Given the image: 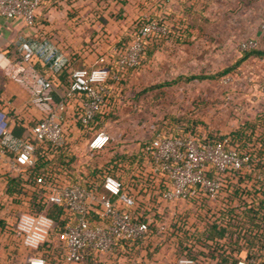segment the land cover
Returning <instances> with one entry per match:
<instances>
[{"label":"built area","instance_id":"built-area-1","mask_svg":"<svg viewBox=\"0 0 264 264\" xmlns=\"http://www.w3.org/2000/svg\"><path fill=\"white\" fill-rule=\"evenodd\" d=\"M157 1V0H153ZM167 2L169 0H158ZM42 0H0V17L18 18L31 27L37 7ZM264 31V20L259 23ZM168 28L159 19L150 18L139 29L131 33L129 41L115 53L113 65L115 72L110 75L107 66L72 67L66 53L46 37L18 35L15 40L16 54L7 56L0 51V72L13 83L23 87L29 94L30 104L40 116L26 127L23 136L11 133L6 112L0 109V164L5 162L8 173L26 178V171L35 164L37 148L55 151L63 150L68 142L64 134L63 110L66 100L79 98L80 105L76 122L88 127L100 112L110 93L112 83L120 81L129 67L136 66L144 56L146 42L154 36L168 34ZM255 37L238 41L239 50L258 48ZM38 62L44 71L34 66ZM66 71L67 85L62 88L59 99L53 93V77ZM111 78L112 82H108ZM227 132L217 131L215 137L204 139L194 133L170 135L154 130L150 139L147 163L153 173L165 179V189L159 194L162 201L175 203L171 215L179 217L175 209L177 203L184 201L189 206L206 200L201 208L202 217L208 218L206 211L221 195L225 198L216 207L232 206L227 199L233 195L230 183H238L244 188V180L264 182V163L259 165L258 158L247 150H239ZM110 141L109 134L103 129H95L87 137L85 147L88 151L100 152ZM48 172L36 174L33 187L42 191L45 204H57L61 215L66 218L62 228L55 235L54 244L49 252L61 248L64 263H79L91 259L95 254L106 255L121 241L135 242L146 237L152 213L145 212L137 201L123 189L120 178L102 171L82 185L70 182L59 170L48 168ZM242 171L239 178L235 172ZM230 175V180L226 176ZM231 173V174H230ZM237 194L232 196L236 204ZM222 199V198H221ZM179 206V207H180ZM140 209V211L138 210ZM144 209V210H143ZM142 217L144 219L142 220ZM53 219L44 210L37 212L28 208L20 210L14 219L13 228L20 238L21 245L28 251L24 264H48L40 247L47 243L53 227ZM158 233L162 226L156 224ZM202 264L207 260L202 259ZM125 264H140L131 257ZM145 264H196L186 255H176L173 262L150 259ZM236 264H264V250L259 255L245 256L241 251Z\"/></svg>","mask_w":264,"mask_h":264},{"label":"crops","instance_id":"crops-1","mask_svg":"<svg viewBox=\"0 0 264 264\" xmlns=\"http://www.w3.org/2000/svg\"><path fill=\"white\" fill-rule=\"evenodd\" d=\"M215 1L42 0L35 11L31 27L25 26L18 18L0 17V51H3L9 57H14L16 54L15 40L18 35L36 38L46 37L67 54L70 68L101 66L99 64L106 60L107 55H109L107 52L108 45L126 39L129 35L130 24L135 19L155 17L164 23L167 21L172 29H176L179 23L192 29L195 28L196 23L193 24L194 21L190 19L191 16L193 14L204 16L203 12H207L209 6L216 3ZM219 1L217 0V2ZM255 2L260 5L261 0ZM163 15L167 17L160 18ZM257 22L256 20L252 28V34L249 37H255L259 42L258 49H264V31L259 28ZM170 42L179 45L186 43L177 36L164 38L161 41L162 44ZM95 44L97 47H92ZM249 58L257 59L260 57L251 56ZM261 60H264V58H261ZM143 61H146V59L144 58ZM149 62L150 59H147V63ZM34 66L39 71H44L43 66L38 62H35ZM148 69V64L145 63L136 70L130 71L127 69L120 81L112 83L110 93L105 99L101 111L95 114L94 120L86 128L81 127L76 122L80 110L79 98L66 100L62 117L68 145L63 150L66 153L65 157H71V159L69 162H64L68 165H64L62 168L60 166L53 168L51 165L48 168L61 169L59 172L67 178L70 175V178H75L85 184L102 170L111 169L113 164H116L122 170L115 168L113 173L121 179L123 189L128 190L137 201L138 206L145 209H143L144 213L154 214V210L150 211L154 208L152 206L158 203L163 204L158 192L165 189V179L159 173L151 171L145 156L147 142L154 132L151 128L152 122L149 123L148 121L152 118H148L149 114L143 112L140 128L133 130L131 127L129 132L127 129L124 130L127 126L122 127L123 123L136 124V120L139 121L140 119L134 118L133 111L129 109L128 101H125L122 106L120 105V99L124 97L119 95L121 82L125 78H127L126 85L128 83L133 84L132 82L135 81H147ZM63 80L64 74L54 77V82L62 83ZM192 80L199 81L198 79ZM178 82L187 84L182 81L176 83ZM61 83L55 84L53 93L55 100H58L61 94ZM189 85H192V83ZM194 91L195 89H190L185 94V97H189L188 101H184L186 106L191 105V97ZM116 108L118 110L114 111ZM0 109L6 112L9 129L12 134L17 136H23L26 127L40 116L39 112L30 104L28 92L23 87L5 78L1 72ZM259 112L255 110L250 118H253ZM156 115L158 116V114ZM147 128L152 129V133L145 136L144 133ZM95 129L105 130L110 137L107 147L97 153L88 151L85 147L87 137ZM46 157L50 158V161H55V155L50 151H48ZM9 177L7 165L2 162L0 164V223L3 221L5 225L4 227L0 226V264H24V257L28 251L21 245L19 235L13 228L14 221L9 225V217L12 211L16 212V216L20 210L25 208L24 199L26 197L22 196L15 200L11 198V194L6 193ZM152 197L155 199H151ZM220 198L223 200L225 196L221 195ZM179 206L180 204L177 203L175 209L179 210ZM186 207H188V204H186ZM138 210L140 211V209ZM149 237L150 234L138 242L119 243L110 253L106 255L94 254L91 259L79 263H64L61 258L51 253L50 257L56 261H53V264H125L131 257L138 260L140 264H144L148 258L173 262L175 255L171 253L172 246L167 249L166 253H161L159 247H156L157 240L152 238L154 241H150Z\"/></svg>","mask_w":264,"mask_h":264},{"label":"rangeland","instance_id":"rangeland-1","mask_svg":"<svg viewBox=\"0 0 264 264\" xmlns=\"http://www.w3.org/2000/svg\"><path fill=\"white\" fill-rule=\"evenodd\" d=\"M220 1L216 0V3L211 4L207 12H203L204 16L193 14L190 19L194 21L193 24L196 23V26L192 29L182 23H179L176 29H172L167 21L164 23L160 20L168 28V34L149 39L145 44L146 61L142 60L137 66L128 68L131 71L141 67L144 63L148 64L147 81H135L132 82L133 84L126 85L127 78H125L121 82L119 95L124 98L120 99V105L128 101L134 118L140 119L136 120V124L123 123L122 127L127 126L124 130L127 129L129 132L131 127L133 130L140 128L141 114L144 112L149 114L148 118H152L148 121L152 122L153 131L159 129L166 132L174 123L172 119H177L180 127L192 126L196 134L203 136L208 131L229 132L233 127H237L241 122L252 117L255 110H264V60L261 58H247L235 69L217 78L198 79L197 82L185 79L191 74L213 73L231 64L241 52L238 48V41L252 34L256 20L257 23L264 20V0H261L260 5L255 2L256 0ZM163 17L167 16L163 15L160 18L163 19ZM150 18L152 17L135 19L130 24L129 35L137 31L140 25ZM129 35L126 39L108 45V59L106 57V60L99 65H111L115 53L129 41ZM173 36L183 39L186 43L184 45L173 42L161 43L164 38H173ZM94 46L97 47L96 44L92 47ZM147 59H150L149 63ZM178 76L184 77L178 81L187 84L176 83V81L170 85L154 88V85L171 81ZM190 89H195V91L191 97V105L186 106L184 101H188L189 97H185V94ZM117 110L116 108L114 111ZM150 133L152 129L147 128L144 134L148 136ZM115 168L122 170L113 164L112 169ZM205 201L201 200L200 203L188 205V207L184 201L178 210L180 216L175 218L170 212L175 203L163 201V204L158 203L152 206L154 208L150 211L154 210L159 215L158 224L162 226L160 245L156 246L159 247L161 253H166L174 242L173 238H176L171 236L172 229H174L173 224L175 226L185 224L193 231L194 224L200 220L199 215L202 212L201 208L206 205L207 201ZM221 201V198H217L213 202H208L211 207L206 209L210 213L207 215H212ZM15 213L11 212L9 225L14 221ZM4 223L2 221L0 226L4 227ZM156 235H159L158 228L150 231V241L157 240ZM171 253L175 256L180 254L175 253L174 250ZM54 262L51 259L48 264Z\"/></svg>","mask_w":264,"mask_h":264},{"label":"trees","instance_id":"trees-1","mask_svg":"<svg viewBox=\"0 0 264 264\" xmlns=\"http://www.w3.org/2000/svg\"><path fill=\"white\" fill-rule=\"evenodd\" d=\"M154 19L157 18L154 17ZM130 37L131 34L128 39H130ZM251 56L264 58V49L253 48L241 50L240 55L231 64L221 68L220 70L200 75L191 74L185 77V79L217 78L235 69L241 62ZM145 57L146 50L144 49L143 59ZM142 60L140 62H142ZM140 62L138 64H140ZM107 68L109 69L110 75L115 72L113 61L111 65L107 66ZM59 74H64V80L62 83L54 82V77H57ZM67 76L68 73L63 70L52 79L54 84L61 83L60 88L62 89L67 85ZM182 78L184 77L178 76L176 79H172L171 81L158 83L154 85V87L170 85ZM108 82H112L111 78L108 79ZM172 120L174 123L169 126L168 131H164L165 133L170 135L178 133L196 134L193 131V128H191L192 126L182 128L180 127L177 119ZM215 133L217 132L208 131L206 135H198L200 137H204V139H211L215 137ZM226 134L230 140L237 145L239 150H247L251 155L257 157L259 165L264 163V110L257 113L253 118L244 120L237 127H233ZM149 146L150 140L147 142V149H145L146 158L149 156ZM50 152L55 155V161H50V158L48 159V157H46L48 150L37 148L34 154L35 164L26 171V178L21 175H12L8 173V176L10 177L8 185L6 186V193L11 194L12 199L16 200L22 196L26 197V199H24L25 208L34 212L44 210L46 214L52 217L54 224L49 234V240L40 247L42 255L45 256L48 262L51 259L54 261V259L50 257V245L56 243L55 235L62 228L66 218L61 215L62 210L59 205L45 204L43 201L42 191L33 187V181L36 174L48 172L49 165L53 168L56 166H60L62 168L64 165H68L64 162H69L71 159V157H65L66 153L64 150H51ZM102 171H106L119 178V176L113 173L114 170L112 168L104 169ZM242 174V171L235 172V175L239 178ZM225 178L227 181L230 180L231 177L229 173ZM68 180L70 182H78L82 185H86L82 181L70 178V175L68 176ZM243 180L245 182L244 188L239 187V185H235L239 184V182L235 184L230 183L233 195L228 196L227 199L234 204L227 207L221 206L216 214L212 213V215H209L208 218L205 219L199 215L200 220L198 223L194 224L193 231L186 227L185 224L176 226L173 224L174 229H172L173 231L171 236L176 237L173 238L174 242L172 244L175 253L178 252L180 253L179 255L192 257L196 264H202V259L207 260L205 264H236V259L239 253L243 250L245 251L246 258L253 256L256 253L259 255L261 254L264 250V182H249L247 178ZM234 194H237L238 196L235 200L236 204L232 198ZM151 199L155 198L152 197ZM158 217L159 215L157 213L153 214L152 219L148 223L146 236L150 234L151 230L155 231L157 228L156 224H158ZM143 219L144 217H142V220ZM158 234L159 235H156L158 237L157 245H160L161 233ZM119 243L128 242L121 241L117 244ZM54 254L56 257L61 258V248L56 247Z\"/></svg>","mask_w":264,"mask_h":264}]
</instances>
